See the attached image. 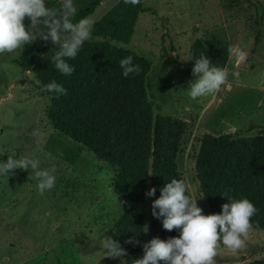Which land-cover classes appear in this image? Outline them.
<instances>
[{"label": "rangeland", "instance_id": "374dc122", "mask_svg": "<svg viewBox=\"0 0 264 264\" xmlns=\"http://www.w3.org/2000/svg\"><path fill=\"white\" fill-rule=\"evenodd\" d=\"M119 1L102 0L92 9L94 0H74V20L89 11L87 17L96 24ZM46 4L59 8L61 0H46ZM142 4L147 11L139 15L129 43L112 44L149 62L154 98L147 95V101L154 116L187 124L177 170L188 187L187 195L208 215L194 166L202 135L264 136V0H142ZM24 23L27 26L29 21ZM257 32L259 41L254 44ZM222 39L229 41L232 90L226 84L218 92L192 100L187 87L197 78L190 65L194 45L199 40ZM233 46L248 53L245 66L236 65ZM20 55L21 51L0 54V162H6L12 152L17 158L29 155L40 161L41 169L55 168L56 182L40 195L31 168L13 170L8 179L0 176V264H121V260L132 264L128 255L105 257L101 246L125 208L112 191L115 169L54 129L48 118L49 102L34 75L18 66ZM250 65L255 69L249 70ZM260 122L261 129H249ZM148 206L149 197L144 243ZM246 245L238 253L221 246L216 264L263 259L264 230L254 229Z\"/></svg>", "mask_w": 264, "mask_h": 264}, {"label": "trees", "instance_id": "16d2710c", "mask_svg": "<svg viewBox=\"0 0 264 264\" xmlns=\"http://www.w3.org/2000/svg\"><path fill=\"white\" fill-rule=\"evenodd\" d=\"M94 1L92 9L102 2ZM146 11L142 0L135 6L120 0L94 25L91 39L84 42L76 58L67 60L75 69L72 75H63L55 68L51 57L59 46L50 41L37 39L25 46L18 61L22 70L34 75L47 98L48 118L54 129L115 169L112 191L125 208L105 236L118 241L132 260L143 257L146 192L150 188L157 191L149 197L146 243L154 237L164 240L179 236L178 231L162 228L161 221L151 215V204L164 184L182 180L176 158L187 127L184 121L154 116L147 101L148 96L154 98L149 62L112 44H128L139 15ZM254 39L257 44L258 32ZM193 52L192 67L204 54L215 66L225 69L229 41L199 40ZM129 56L141 71L125 78L120 61ZM53 80L67 90V95L57 97L44 89ZM194 166L208 215L219 214L229 198H246L258 209L252 217L254 229L264 230V136L203 134ZM129 238L139 243L125 244ZM246 264H264V258Z\"/></svg>", "mask_w": 264, "mask_h": 264}, {"label": "clouds", "instance_id": "9594fccd", "mask_svg": "<svg viewBox=\"0 0 264 264\" xmlns=\"http://www.w3.org/2000/svg\"><path fill=\"white\" fill-rule=\"evenodd\" d=\"M124 3L135 6L140 0H124ZM76 14L74 0H61L59 8L49 7L46 0H0V54L22 52L37 38L50 41L59 46L51 57L55 68L63 75H72L75 69L67 60L75 59L84 42L91 39L95 24L90 16L73 22ZM25 19L29 21L27 26ZM231 51L237 64L247 62V52L235 46ZM120 67L125 78L141 71L131 56L122 59ZM192 75L197 77L187 87L192 100L218 92L228 83L227 71L215 66L204 54L195 60ZM44 89L57 97L67 95V90L54 80ZM29 168L38 181L40 195L55 187V168L41 169L40 161L26 154L19 158L15 152L9 154L6 162H0V176L8 179L13 170L27 171ZM156 191V188H150L146 196L153 197ZM187 191L185 181L177 179L160 188L159 197L151 204V215L161 221L164 230L178 231L179 236L164 240L152 238L142 245L143 257L134 259L132 264H216L217 250L221 246L232 253L247 247L246 241L254 230L252 217L258 211L252 202L246 198H229L219 214L204 215L197 200L187 195ZM137 243L133 238L125 241L133 246ZM101 246L107 258L119 259L128 255L111 236H103ZM121 264L126 261L121 260Z\"/></svg>", "mask_w": 264, "mask_h": 264}, {"label": "crops", "instance_id": "0c3cea01", "mask_svg": "<svg viewBox=\"0 0 264 264\" xmlns=\"http://www.w3.org/2000/svg\"><path fill=\"white\" fill-rule=\"evenodd\" d=\"M230 64H227V66H229ZM236 65H237V63H236ZM235 65V66H236ZM227 66H226V71H227V73L229 72L228 70H229V68H227ZM249 70H254L255 69V67L253 66V65H250V67L248 68ZM239 75V73H238V71H236L235 72V77L236 76H238ZM234 76V75H233ZM225 88H228L229 90L228 91H230V90H232V86L230 85V84H228L227 83V85L225 86ZM252 124V123H251ZM245 125V124H244ZM261 126H263V122H260V124H258V125H253L252 124V126H250V130H257V129H261V128H258V127H261ZM236 132V131H235ZM234 132V133H235ZM247 133V132H246ZM228 134H231V133H228ZM245 134V133H244ZM243 137V136H242Z\"/></svg>", "mask_w": 264, "mask_h": 264}]
</instances>
